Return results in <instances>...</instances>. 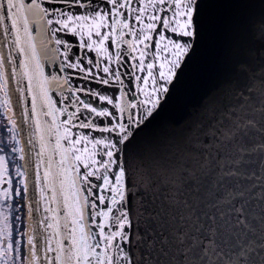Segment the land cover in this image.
I'll use <instances>...</instances> for the list:
<instances>
[{"label":"snow or ice","instance_id":"6c2138e0","mask_svg":"<svg viewBox=\"0 0 264 264\" xmlns=\"http://www.w3.org/2000/svg\"><path fill=\"white\" fill-rule=\"evenodd\" d=\"M0 116V264H264V0H0Z\"/></svg>","mask_w":264,"mask_h":264},{"label":"flooded vegetation","instance_id":"af4514ba","mask_svg":"<svg viewBox=\"0 0 264 264\" xmlns=\"http://www.w3.org/2000/svg\"><path fill=\"white\" fill-rule=\"evenodd\" d=\"M10 133L7 132L4 118L3 116H0V149H2L4 152H9L11 148V144L8 143L6 137L9 136ZM7 144V147L5 145ZM9 160H11V156H9ZM19 163H23L22 161H19Z\"/></svg>","mask_w":264,"mask_h":264},{"label":"water","instance_id":"95a60500","mask_svg":"<svg viewBox=\"0 0 264 264\" xmlns=\"http://www.w3.org/2000/svg\"><path fill=\"white\" fill-rule=\"evenodd\" d=\"M54 98H55V99H58L59 97H54ZM29 104H30V101H29ZM27 139H28L27 134H24V139L22 140V145L25 146V147L28 146V145H27ZM35 151H39V148L37 147V148L35 149ZM22 162H23V161H22ZM32 163H33V165L35 164V160H34V159H33ZM81 167H83V166H81ZM92 179L95 180L94 177H93ZM97 191H98V190H97Z\"/></svg>","mask_w":264,"mask_h":264}]
</instances>
